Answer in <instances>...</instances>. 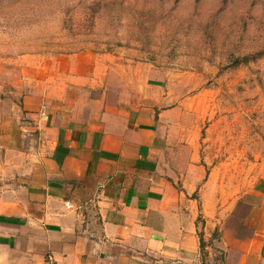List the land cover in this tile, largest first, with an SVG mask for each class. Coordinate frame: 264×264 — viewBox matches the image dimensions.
Segmentation results:
<instances>
[{
  "label": "crops",
  "instance_id": "1",
  "mask_svg": "<svg viewBox=\"0 0 264 264\" xmlns=\"http://www.w3.org/2000/svg\"><path fill=\"white\" fill-rule=\"evenodd\" d=\"M196 78L92 52L0 60V264H203L201 217L226 264H264V203L249 233L229 226Z\"/></svg>",
  "mask_w": 264,
  "mask_h": 264
},
{
  "label": "rangeland",
  "instance_id": "2",
  "mask_svg": "<svg viewBox=\"0 0 264 264\" xmlns=\"http://www.w3.org/2000/svg\"><path fill=\"white\" fill-rule=\"evenodd\" d=\"M81 52L197 77L202 138L226 205L238 203L229 226L249 233L264 203V0H0V60ZM202 218L203 263L226 264L220 228Z\"/></svg>",
  "mask_w": 264,
  "mask_h": 264
},
{
  "label": "trees",
  "instance_id": "3",
  "mask_svg": "<svg viewBox=\"0 0 264 264\" xmlns=\"http://www.w3.org/2000/svg\"><path fill=\"white\" fill-rule=\"evenodd\" d=\"M201 247H202V254L204 255V252H205V244H204V241L202 239H201ZM203 264H206V263H203Z\"/></svg>",
  "mask_w": 264,
  "mask_h": 264
}]
</instances>
